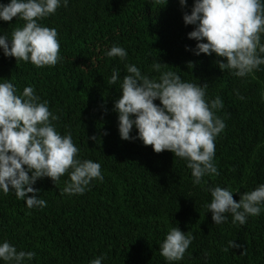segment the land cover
Listing matches in <instances>:
<instances>
[{
	"label": "trees",
	"instance_id": "1",
	"mask_svg": "<svg viewBox=\"0 0 264 264\" xmlns=\"http://www.w3.org/2000/svg\"><path fill=\"white\" fill-rule=\"evenodd\" d=\"M193 5L194 0L187 8L179 0H169L166 7L149 0H69L40 21L58 32L62 59L57 65H17L0 49V79L10 80L18 95L33 87L60 117L56 130L71 132L80 158L100 163L104 176L73 196L61 195L70 180L67 173L57 184L38 180L33 187L47 202L44 208L29 209L12 192L0 193V243L7 240L18 251L35 252L32 264H90L99 256L106 257L103 264H168L159 246L171 228L179 227L194 239L184 259L173 264H264V205L244 224L233 223L231 215L215 224L205 207L213 187L231 190L239 202L241 194L264 184V65L237 77L218 67L217 60L225 58L186 50L197 44L188 38L194 26L183 20ZM23 23L0 21V34L11 38ZM114 45L127 51L124 62L106 55ZM156 61L167 64L161 72L207 84L206 99L219 96L224 104L216 112L226 124L214 141L219 175L205 176L199 185L173 153L157 154L140 140L120 138L113 108L122 96L125 64L158 80L160 73L152 69ZM113 70L121 73L116 85L108 84Z\"/></svg>",
	"mask_w": 264,
	"mask_h": 264
},
{
	"label": "clouds",
	"instance_id": "2",
	"mask_svg": "<svg viewBox=\"0 0 264 264\" xmlns=\"http://www.w3.org/2000/svg\"><path fill=\"white\" fill-rule=\"evenodd\" d=\"M169 0H149L150 4L167 6ZM187 8L188 0H179ZM69 0H10L0 3V21L13 18L23 21L11 38L0 34V49L5 57L30 62L37 68L54 67L62 59L58 32L43 26L40 21L54 15ZM164 8V7H163ZM186 26H194L188 38L197 42L196 56L215 54L218 67L237 77H245L264 65V0H194L191 14L184 13ZM106 55L119 57L124 62L127 51L112 46ZM156 61L152 69L159 79L142 74L135 64H125L126 75L120 83L122 96L115 101L113 111L118 114V131L124 141L140 140L157 154L168 151L183 160L191 170L193 183L201 184L203 177L219 175L214 163L216 138L226 124L216 112L223 109L222 99H206L207 84L201 86L185 82L173 71H163ZM189 62L188 67H192ZM121 73L113 70L108 84L116 85ZM0 193L12 192L26 206L44 208L47 202L33 186L38 180L50 178L55 184L66 173L61 195H83L92 182L104 180L101 164L79 156L71 132L61 135L55 121L60 119L49 110L47 101H41L35 89L25 87L22 94L8 79H0ZM242 99V97H241ZM159 101V104L154 103ZM136 135L133 136V131ZM95 140V137L91 138ZM31 174V175H29ZM211 202L206 204L215 224L227 221L246 223L248 216H259L264 205V184L241 194L239 202L231 190L219 186L209 189ZM31 194V195H29ZM39 197V198H38ZM194 237L173 227L160 244V254L168 264L184 259ZM230 247L240 246L230 242ZM227 251V249H225ZM32 251H18L7 240L0 243V261L4 264H32ZM99 256L90 264H103Z\"/></svg>",
	"mask_w": 264,
	"mask_h": 264
}]
</instances>
